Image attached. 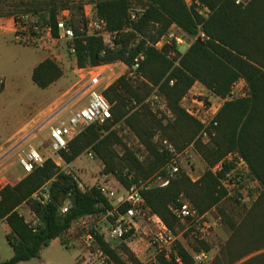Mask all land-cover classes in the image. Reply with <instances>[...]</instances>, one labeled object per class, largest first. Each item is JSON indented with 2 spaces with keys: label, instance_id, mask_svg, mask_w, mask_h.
Instances as JSON below:
<instances>
[{
  "label": "trees",
  "instance_id": "1",
  "mask_svg": "<svg viewBox=\"0 0 264 264\" xmlns=\"http://www.w3.org/2000/svg\"><path fill=\"white\" fill-rule=\"evenodd\" d=\"M83 1L0 0V17L18 19L29 15L42 28L52 26L55 38L59 37L57 15L70 9L77 35L74 56L79 68L118 62L132 68L137 55L145 53L139 69L143 79L121 76L103 91L112 104V120L103 125L93 124L76 136L69 143L68 152H63L65 161L71 164L92 149L104 164L102 173L114 174L130 187L133 183L128 179L130 174L136 180L146 179L167 163L169 155L159 151L154 139L158 131L179 151L193 145L207 165L199 180L194 182L181 170L168 186L142 192L148 207L179 233L182 223L173 213L178 198L184 195L202 214L220 205L227 191L220 187V176L211 169L237 152L247 162L261 192L238 219L221 211L231 233L214 264H264V0H250L246 6L236 4V0H192V5L187 0H97V14L107 20L108 30L119 32L112 48L102 38L87 37L80 31L85 23ZM196 1L209 9L208 16L197 11ZM134 2L145 11L138 21L130 23ZM173 24L192 38L197 37L201 25L211 38L206 42L195 40L184 54L176 49L180 58L176 67L165 54L146 46L148 41L159 40ZM127 28L130 29L125 32ZM63 74L62 67L48 58L35 67L32 79L38 87L46 89ZM241 80L248 86V95L224 102L214 119L217 125L209 127L210 140L204 143L199 137L203 124L181 106V101L197 82L225 100ZM155 87H159L173 115L167 124L144 103ZM3 90L1 82L0 93ZM119 123H124L144 147L147 153L144 160L113 129ZM117 147L122 149L121 154ZM66 203L68 211L62 213ZM24 204L30 206L35 223L27 221L20 212ZM126 207L120 210L124 212ZM112 209L100 190L81 189L73 174L61 171L53 160L47 159L17 184H7L1 189L0 221L10 228L6 237L13 256L0 264L38 259L41 251L58 238L68 248L64 236L75 222L106 215ZM96 246L110 257L112 264H143L126 245L117 252L97 235ZM203 246L210 249L208 244ZM158 260L160 264H194L193 256L181 242L170 259L159 255Z\"/></svg>",
  "mask_w": 264,
  "mask_h": 264
},
{
  "label": "rangeland",
  "instance_id": "2",
  "mask_svg": "<svg viewBox=\"0 0 264 264\" xmlns=\"http://www.w3.org/2000/svg\"><path fill=\"white\" fill-rule=\"evenodd\" d=\"M190 5H192V2H190ZM133 7H137V5H134ZM5 30L14 32L13 30H16V28H14V25L11 24L9 26H6ZM40 35V37H42V40L35 42L32 41L30 44L17 41L15 34L13 33L0 35V83H5V90L0 93L1 152L4 151L2 149L7 145V142L11 137L16 135L21 128L35 119L39 113L44 111L41 115V118H45V121L38 128H36L35 132L37 133V136L33 137L32 143L34 144V148L37 149L40 154L45 157H49L51 154L49 127L55 122L54 120H57L58 118H61L63 121L67 120V114L65 112L62 113L60 117L52 120L56 115V111H58L65 104V102H67V100L71 98V96H75L78 90H80L81 93L80 95L78 94L79 99L77 101V105H81L85 100V95H83V92L87 88L94 85L100 90L104 86L116 82V80L119 77L123 76L122 74L127 70L125 67L126 65L118 62L110 67H103L95 70L93 75H89L88 71H85L82 74V77H80L75 72L77 70V62L74 54L69 50L70 42L65 39H53L47 34L46 30L44 29L41 30ZM112 45L113 44H110L111 48ZM186 50L187 49L185 47L181 49L183 53H185ZM46 56L54 59L62 67L64 75L60 78L56 85L43 89L35 84L32 79V73L34 68ZM100 71H104L109 79L103 81L102 78H99V82L92 81L94 76H96ZM63 89H69L68 94L65 95L56 104L52 105L53 101L61 94V91ZM154 90L155 89L153 88L151 94ZM248 91L249 90L246 82L244 80H241L233 87V90L230 94V99L245 97L248 95ZM199 94L200 91L198 89H195L189 95L187 94L181 101V106L186 110L187 108H189V104H191V102L193 103L194 98L202 101V104L205 107L206 105L208 106V104L212 103H209L207 97L200 96ZM162 100V104L159 108L156 109V112H153L150 108L149 101H145L144 103L150 108L151 112L154 115L161 119L164 124H167L170 120H173V115L168 109L166 98L163 95ZM221 103V100H217L214 105L215 107H218ZM113 129L117 130L123 141L134 152L137 153L141 160L145 159L147 153L145 152L144 147L140 144L139 140L136 138L133 132L124 123L115 125ZM15 138L13 139L11 144L15 143L16 140H19L18 138ZM154 139L156 144L158 145L159 151L161 153H166L165 151H161V142L164 139L169 141V139L163 135L162 131H158ZM203 142L207 143L208 141ZM15 147L17 148L18 144L17 146L15 145ZM89 150L93 152V158H89L87 156V150L73 163L68 164L67 167L63 168V171L73 174L82 184L84 190H90L93 187L100 186V179H102L104 175H109L110 178L107 179L109 181L113 182L114 179H117V181L120 182L116 175L102 173L104 170L103 162L96 157V154L92 149ZM12 151L13 150H10L7 155ZM24 151L22 150L20 153H23ZM117 151L120 154L122 153V149L120 147H117ZM177 151L179 153V164L181 163V170H184L187 174H189L194 182L199 180V178L207 170V165L203 161L201 156L195 151L193 145L186 147L182 151H179L177 149ZM19 156L20 154H18V156H14L13 159H6L4 162L0 159V170H2V177L5 176L9 180L10 177L12 175H15L18 171L20 172V174H23V168L19 163ZM168 161L158 172H156L149 178L136 180L134 175L130 174L132 176V184H149L156 186L158 184L156 181V176L167 171L166 166L168 164ZM7 165H9L8 168L4 169V167H6ZM174 178H172V180ZM10 181L13 182V180L11 179ZM246 183L251 184V186L255 187V189H252L251 191L254 192V194H257L259 197L261 186L253 181L252 178H249ZM114 186L118 188V185L114 184ZM123 186L127 187L125 185ZM245 209L248 208L241 207L235 202L232 197L226 196V198L220 203V205L208 211V218L213 223L214 228L211 231V236L206 242H196L189 235V233L185 231L186 227L181 222V231L179 233L175 232L178 241L173 247L172 253L176 254L178 243L181 242V244L192 256L195 253H199L202 251L209 253L207 260L201 263H196L194 261V264H214L215 258L219 255L221 248L224 246L231 233L229 226L224 221L221 211H225L229 216L238 219ZM22 211L23 213H25V217L29 222H35L36 218L31 213L30 206L28 204L24 205ZM106 216L107 214L85 217L82 220H78L77 222H75L72 229L64 236V239L67 241L68 248L61 243H55V245L51 247V250L54 251V256L59 257L66 264H75L74 258L80 252L78 257L79 264H99L101 259L97 255V247L95 244H88L85 240V235L90 230H98L104 227V225L106 224ZM144 226V228L139 229L138 233L134 237L128 239L127 243L113 241L108 244L117 252H121L122 247L126 245L131 250V252L135 254L136 257L140 258L143 264H148L150 262V258L154 254V248L151 243L153 239V226L148 220L147 222H145ZM9 231V226L7 225V223L0 221L1 263L8 261L13 256V249L6 237ZM203 243L208 244L210 249L207 250L203 246ZM20 264H40V262L38 259H33L31 261L22 262Z\"/></svg>",
  "mask_w": 264,
  "mask_h": 264
},
{
  "label": "built area",
  "instance_id": "3",
  "mask_svg": "<svg viewBox=\"0 0 264 264\" xmlns=\"http://www.w3.org/2000/svg\"><path fill=\"white\" fill-rule=\"evenodd\" d=\"M249 1L250 0H236V4L246 6ZM190 2H192V0H187L189 5ZM195 5L197 6L196 9L199 13L208 16L210 11L206 6L200 5L198 1L195 2ZM144 11L145 10L142 7H132L129 15L130 23L138 21ZM15 22V37L17 41L30 44L32 41L35 42L42 40L40 34L41 30L44 29L53 39H65L69 41V50L71 53H75L74 40L77 35L73 25L71 24V12L69 9H64L57 15L56 27L59 31L58 38L53 36L52 26L49 25L46 26V28H42L38 22L33 20L29 15H24L15 19ZM129 29L130 28H127L125 32ZM80 31L87 37L95 36L102 38L105 45L109 47L110 44H113L112 47L116 45L119 36V32H111L108 30L107 20L100 17L97 13L85 15V23L82 25ZM197 39L206 42L211 38L204 32L201 25H199L197 37L192 38L178 25L173 24L159 40L156 42L148 41L146 46L153 47L157 51L165 54V56L174 63V67H176L179 66L180 62L177 52L179 51L184 54L181 49L184 47L189 49L192 43ZM176 49L178 51H176ZM144 59L145 53L142 51L134 59L132 68H129L127 65L125 66L127 70L122 75H126L132 80L143 79L139 69ZM112 65L113 64L86 68L77 67L76 74L82 77V74L85 71H88L89 75H93L95 70L103 67H110ZM99 78H102L103 81L109 79L104 71H100L96 76H94L92 81L99 82ZM173 83L174 81H171V85H173ZM110 85L112 84H108L100 90L94 85L87 88L83 92L85 100L79 106L77 105V101L79 99L78 94L80 95L81 92L78 90L73 98V100H76L75 106L67 111V120L63 121L61 118H58L57 120H54L55 122L49 127L50 156H43L32 146H29V150L27 152L24 151L22 155L19 156V163L26 175L32 173L37 167L43 166L47 159L53 160L56 166L63 171V168L68 166V163L63 157V152H68L69 143L89 126L93 124L103 125L112 120V104L103 93V91ZM154 89L155 90L146 101L150 102V108L153 112H156V109L160 107L163 100L159 87H155ZM230 96L231 95H229L225 100L222 99L223 104L226 100H232L230 99ZM201 104L202 101L194 98L193 103L191 102V104H189V108L186 110L191 116L195 117L203 124L204 129L200 134L201 140L209 141L211 137L209 127L211 124L217 125V123L214 122V119L220 109L212 106V103L208 104V106L206 105V107ZM161 145V151H165L169 155V161L166 166L167 171L165 168V173H161L156 176V181L158 183L156 186L149 184H132L130 187H124L119 181H117V179H114L113 182L107 180L110 178L109 175H104V177L100 179L101 181L99 180L101 185L96 186V188L107 197V199L111 202L113 209L107 214L106 224L104 227L87 232L85 240L88 244L91 243L96 245L97 235L101 236L106 243L113 241L127 243L128 239L134 237L138 233L139 229L145 227L144 224L148 220L153 226V239L151 243L154 248V254L150 258V262L148 264H160L158 260L159 255H164L166 259L171 258V255L173 254V247L176 245L178 238L175 232L164 222V220L158 214L154 213L150 207H148L146 200L142 196V192L146 189L154 187L163 188L168 186L172 178H174L177 173L181 171L179 153L175 146L166 139L162 140ZM86 154L89 158H93V152L91 150H88ZM225 165H229L230 168H225ZM211 171L215 175L220 176V187L225 189L227 191V196L232 197L241 207L249 208L256 202L258 195L251 191L252 189H255V187L246 183L249 178H252L249 166L244 158H242L237 152L229 154L225 160L212 168ZM128 178L129 180H132L131 175H129ZM252 180L260 185L257 180L253 178ZM77 182L79 183L80 188L84 190L82 184L78 180ZM4 183L5 181L1 182V185ZM114 184L118 185V188H116ZM6 185L7 184H5L1 189H3ZM44 190L47 191V188ZM46 197L47 193H45V198ZM124 205H127V207L124 212H122L120 208ZM68 208L69 205L66 203L62 207V213H66ZM173 213L185 225V231L188 232L196 242H206L211 236V231L214 226L208 218L209 214L200 213L199 210L195 208L190 200L184 195H181L178 198L177 204L173 208ZM96 252L101 259L99 264H112L110 257L101 249L97 247ZM208 255V252L202 251L195 253L193 258L196 263H201L208 259ZM177 260L180 262V259Z\"/></svg>",
  "mask_w": 264,
  "mask_h": 264
},
{
  "label": "crops",
  "instance_id": "4",
  "mask_svg": "<svg viewBox=\"0 0 264 264\" xmlns=\"http://www.w3.org/2000/svg\"><path fill=\"white\" fill-rule=\"evenodd\" d=\"M96 1L97 0H84L83 1V18L85 19V15H89V14H96L97 13V6H96ZM134 5H137V7H142L140 5H138L136 2L133 3L132 7ZM70 10V9H69ZM71 12V10H70ZM72 16V14H71ZM15 19L14 18H5V17H0V35H6V34H9V33H13L15 34V30H13L14 32H11L9 30H5L6 26H9L11 24L14 25V28L15 27ZM7 24V25H5ZM187 49V48H186ZM188 50V49H187ZM186 50V51H187ZM50 57L46 56L44 57V59L41 61L43 62L44 60L48 59ZM52 59V58H51ZM40 62V63H41ZM39 63V64H40ZM38 64V65H39ZM37 65V66H38ZM78 67V66H77ZM35 69V68H34ZM34 71V70H33ZM64 72V71H63ZM76 72V71H75ZM33 74V73H32ZM64 75V74H63ZM60 80V79H59ZM58 80V81H59ZM56 81L54 84H52L51 86L53 85H56V83L58 82ZM4 83V82H3ZM50 86V87H51ZM49 88V87H48ZM195 89H198L200 91V96H205L208 98L209 102H212V106L215 107L214 103L217 102V100H221L222 103L220 104V106H218V109H220L223 105V100L220 98V97H217L216 95H214L212 92H210L208 89H206L202 84L200 83H196L192 89L190 90V92L188 93L191 94ZM4 90H5V83H4ZM3 90V91H4ZM69 89H63L61 91V94L53 101L52 105L56 104L59 100H61L65 95L68 94V91ZM2 91V92H3ZM75 96H71L70 99L67 100V102H65V104L58 110L56 111V115L53 117L52 120L56 119L57 117H60L62 115V113H66L67 116H68V113L67 111L72 108L73 106H75V103H76V100H73ZM66 106V107H65ZM44 112V111H43ZM39 113L35 119H33L31 122L27 123L23 128H21L18 133L16 135H14L13 137H11L9 139V141L7 142V145L2 149L4 150L3 152L0 151V159L4 162L6 159H13L14 156H18V154L22 155V153H20L22 150L25 152H27L29 150V146H32L34 147V144L32 143V139L34 136H37V133L35 132L36 128H38L44 121H45V118H41V115L42 113ZM42 119V120H41ZM17 136V137H16ZM18 138L19 140H16L15 143L11 144V142L13 141L14 138ZM15 138V139H16ZM18 144V147L16 148L15 145L17 146ZM26 148V149H25ZM10 150H13L10 154L7 155V153L10 151ZM18 151V152H17ZM6 155V157H5ZM14 155V156H13ZM0 160V161H1ZM11 164V163H10ZM9 164V165H10ZM7 165L6 167H4V169H7L8 166ZM2 170H0V189L5 185V184H10V185H15L17 184L19 181H21L25 176L26 174L24 173V170H23V174H20V172L18 171L15 175H12L10 177L12 181H10V179L8 180L7 177H2ZM3 181H6L4 184L1 185V182ZM36 197V196H35ZM25 205V204H24ZM21 206L20 208V212L24 215L25 217V213H23L22 211V208L24 207ZM27 205V204H26ZM31 211V209H30ZM32 213V211H31ZM33 214V213H32ZM34 215V214H33ZM35 217V215H34ZM26 218V217H25ZM27 220V219H26ZM82 220V219H80ZM28 221V220H27ZM36 222V220H35ZM34 222V223H35ZM6 223V222H5ZM10 230V228H9ZM55 243H61L62 244V241L61 239H55L53 240L50 245L46 248H44L42 251H41V256L40 258H38L40 264H43V263H46V264H66L65 262H63L59 257H55L54 256V251L51 250L53 247V245H55ZM79 254L80 252L75 256V264H79ZM140 259V258H139ZM1 263V261H0Z\"/></svg>",
  "mask_w": 264,
  "mask_h": 264
}]
</instances>
